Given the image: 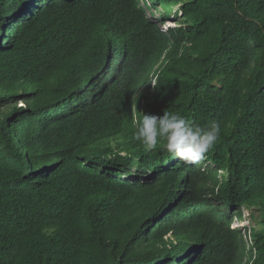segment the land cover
<instances>
[{
    "label": "trees",
    "instance_id": "trees-1",
    "mask_svg": "<svg viewBox=\"0 0 264 264\" xmlns=\"http://www.w3.org/2000/svg\"><path fill=\"white\" fill-rule=\"evenodd\" d=\"M151 1L179 26L148 0H0V264H264V0ZM165 111L221 134L147 150Z\"/></svg>",
    "mask_w": 264,
    "mask_h": 264
},
{
    "label": "clouds",
    "instance_id": "clouds-1",
    "mask_svg": "<svg viewBox=\"0 0 264 264\" xmlns=\"http://www.w3.org/2000/svg\"><path fill=\"white\" fill-rule=\"evenodd\" d=\"M179 22L180 20L178 23L167 20L160 24V28L167 33L179 26ZM220 134L221 125L217 121L202 126L188 121L181 114L165 111L162 116L143 114L133 133V139L147 150H154L163 143L169 153L183 160H198L215 145ZM245 222L247 221H242ZM234 223L233 229H241L245 233L251 228L249 223L243 227H235ZM249 239L252 241L250 235Z\"/></svg>",
    "mask_w": 264,
    "mask_h": 264
},
{
    "label": "rangeland",
    "instance_id": "rangeland-1",
    "mask_svg": "<svg viewBox=\"0 0 264 264\" xmlns=\"http://www.w3.org/2000/svg\"><path fill=\"white\" fill-rule=\"evenodd\" d=\"M171 12H172V13H170L171 17H170V19L168 21H170L172 23H174V22L178 23V21L180 20L179 18L181 17V13L179 11V7L174 8L173 11H171ZM147 15H148V17L151 20L161 24V22H162V20L164 18V10L160 6L155 7L154 4H153V1L148 0ZM165 22H167V21H165ZM169 24H171V23H169ZM155 82L156 81L154 80L153 81V85L155 84ZM131 179H134L133 175H132ZM218 204H220V203L218 202ZM227 212L230 213L232 211L231 210H227ZM254 215L258 216L257 213H255ZM244 220H246L247 222L242 223V221H244ZM234 222H235L234 223L235 227H243V226H245L248 223H249L250 227H253V226L256 225L255 219L253 218V212L251 210H248V209L244 210V219L243 220L235 219ZM250 245H252V243H250Z\"/></svg>",
    "mask_w": 264,
    "mask_h": 264
}]
</instances>
